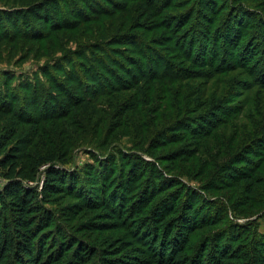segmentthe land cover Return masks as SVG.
Wrapping results in <instances>:
<instances>
[{
    "label": "trees",
    "instance_id": "trees-1",
    "mask_svg": "<svg viewBox=\"0 0 264 264\" xmlns=\"http://www.w3.org/2000/svg\"><path fill=\"white\" fill-rule=\"evenodd\" d=\"M6 53L0 264H264V0H0Z\"/></svg>",
    "mask_w": 264,
    "mask_h": 264
},
{
    "label": "rangeland",
    "instance_id": "rangeland-1",
    "mask_svg": "<svg viewBox=\"0 0 264 264\" xmlns=\"http://www.w3.org/2000/svg\"><path fill=\"white\" fill-rule=\"evenodd\" d=\"M177 1L178 2H181V0H177ZM191 4H192V2H191ZM78 8H79V10L76 9L75 12L77 14H79V13L84 14V11L83 10L81 11V6L80 5L78 6ZM185 10H186V7H185ZM61 14L62 15L63 14H67V18L64 19V16H62ZM74 14H72L70 12V9L63 8L62 11H59V16L57 18H59V20H60V22L62 24L64 22H65V24H70L71 23L70 21H74L75 20L74 17H73V16H75ZM53 17L54 16H52V18ZM55 18H56V16H55ZM53 21L54 20L52 19V22ZM40 26L43 27V24L41 23V21H37V27H38V29H40ZM75 26H77V28H75L73 30L66 31V32H58L57 33V36L66 37V39H65L64 42H66V40H67L69 42L68 49L72 48V50H75L76 44H74L75 43L74 41H76V40H74V39H69L68 40V38L69 37L81 38L82 35H83L82 32L83 31L88 32V29L90 28V25L89 24H86V23H81L79 25H77V23H76V25H74V26H70L69 25L70 28L75 27ZM2 58L3 59H0V98H2L5 93H7V92L10 93V89L11 90L17 89L19 87V85H21V82L25 81L26 78L32 79L35 74H37V76H39V78H43V82L45 84L47 83L46 78L43 77L41 75V72H40V68H42L46 64V60H45V57L43 55L40 58L37 59V58H34L32 54L26 58V57H24V53H22V54L21 53H14L13 55L6 53L5 55H3ZM62 65H64V63ZM4 73H9L10 75H14L15 76V78L13 79V82L10 85H8V83L6 84V81L8 79H7V77H6V75ZM10 75H7V76H10ZM17 94H19V91L18 90H17ZM20 94H22V92ZM28 95H29V98H30L31 97V94H28ZM14 101H15L14 102V105H15L14 113L17 114V115L18 114H22V112H20L19 109H18L19 105L21 104V101L20 100H14ZM8 113H9V111L6 108H2L1 109V112H0V118H2L3 120L6 119V121L12 120L11 119L12 116L11 115H8ZM35 115H36L35 117H38L39 116L38 113H36ZM19 123H20V121L18 123H16V119H14L12 121L11 126H12L13 130H16L18 128H19V130H22V128H24ZM6 130H8V129H6ZM20 135L18 134L17 137L15 138V140L18 139L20 137ZM127 141H128L127 139H124L121 142V147H123V148H125L127 150L128 149L130 150L131 149L130 147H132V146H131V144H128V145L125 144V142H127ZM15 145H17V144H15ZM87 150L88 149H84V150L81 149L79 151L78 155L76 156V162H75L76 165L75 166H71L68 169H74L76 167H83L87 163H93V161H94L93 160V157L91 155H89V154L86 153ZM145 158L148 159V160H150L149 157H146L145 156ZM45 169H46L45 166L42 167L41 170H40V174H39L38 180L36 182H33V183L30 182L29 184L30 185H33V186H36L37 183H40V182L42 184V181L44 179V171H45ZM4 183H5V181L0 178V188L3 187ZM240 222H242V221H240ZM259 223H260L259 224L260 225L259 230L261 232H264V221L262 220Z\"/></svg>",
    "mask_w": 264,
    "mask_h": 264
}]
</instances>
